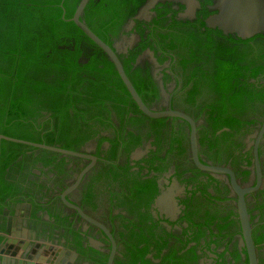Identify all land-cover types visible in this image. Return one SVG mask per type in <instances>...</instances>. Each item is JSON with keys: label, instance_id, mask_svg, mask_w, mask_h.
<instances>
[{"label": "trees", "instance_id": "trees-1", "mask_svg": "<svg viewBox=\"0 0 264 264\" xmlns=\"http://www.w3.org/2000/svg\"><path fill=\"white\" fill-rule=\"evenodd\" d=\"M80 2L0 0V135L77 152L93 141H97L100 148L108 140L101 134L113 129L115 138L109 141L116 146L121 139L129 154L140 146L144 137H153L159 151L168 147L169 155L187 158L190 154L189 124L176 118L151 119L140 111L109 57L70 21ZM145 2L90 0L81 21L114 49V43L127 34L126 26L134 20L140 41L118 56L143 102L153 109L154 104L162 100L159 84L151 75L150 62L137 63L149 50L161 65L171 60L172 72L180 77V88L172 96L173 109H181L197 122L202 121L198 126L201 161L206 164L211 161L214 165L231 161L237 177L247 182L251 171L243 168V164L251 167L253 155L252 149L245 152L246 139L258 129L259 115L264 116V36L234 39L208 29L203 19L211 15L209 6L213 5V0H202L198 20L194 22L181 20L179 15L185 7L179 4V10L175 9L174 3L159 4L149 23L135 20ZM164 74V88L167 89L172 76ZM144 129L149 132L144 134ZM115 148L109 158L112 161H115ZM259 153L262 157L264 151L260 149ZM152 155L151 170L159 176L148 175L144 179L138 173L130 174L131 166L125 164L118 168L120 173L117 171L113 178L123 186L134 185L135 195L144 202L136 211L145 210L144 220L150 222L148 230L153 238L161 228L150 210L160 195V174L167 172L172 160L161 158L158 153ZM67 158L3 140L0 216L8 202H19L30 195V189L24 184L31 176L37 177L36 170L44 175L55 169L63 172ZM157 163L159 166L155 167ZM189 172L193 177L188 183L198 182L200 198L218 203V207L228 200L222 197L220 183L209 173L194 166ZM204 177L209 181L201 180ZM212 186L217 196L209 193ZM223 189L227 195L229 189L226 186ZM260 195L264 196V192L255 199ZM200 198L193 192L190 200L183 201L186 211L182 220L194 229V242L199 243L206 236L209 239L207 248L211 243L221 246L220 237H232V228L240 229L238 221L230 220L237 215L233 208L221 213L218 207L210 204L199 202L194 206ZM206 207L203 214L200 210ZM254 211L260 212V223H263L264 202H257L256 207L249 210L253 225L257 219ZM213 226L218 234H214ZM253 237L260 251L264 246V223L255 227ZM129 242L126 255L129 264H154L146 255L157 240L134 234ZM76 245L77 252L85 260L95 261L94 253L100 256L96 262L106 264L108 256ZM162 247L165 245L159 249ZM185 248L186 244L178 250L170 249L160 264H197L200 257L196 248H190L183 256L178 255ZM160 254L155 258H160ZM231 254L235 262L240 261L241 254L236 246ZM263 260L260 258L261 264ZM115 264L122 263L116 261Z\"/></svg>", "mask_w": 264, "mask_h": 264}, {"label": "flooded vegetation", "instance_id": "flooded-vegetation-1", "mask_svg": "<svg viewBox=\"0 0 264 264\" xmlns=\"http://www.w3.org/2000/svg\"><path fill=\"white\" fill-rule=\"evenodd\" d=\"M197 1L199 2L200 7L196 11V16L193 19H182L179 15L181 20H189L191 22L198 20V13L202 9V0ZM175 5V9L179 10L177 6L179 4L175 3ZM211 6H209V8ZM154 10L152 11L153 14L150 20L144 21L147 23L151 21L156 15ZM185 11L186 9L180 14L185 13ZM215 14L216 12H213L210 16ZM200 18H202V16ZM207 19L203 20L206 22ZM129 26L130 24L126 26L127 34L122 35L120 40H117L114 43V47L118 43L126 44L131 40L132 36L138 35L135 33V25L131 29H129ZM212 30L220 32L227 38L233 37L234 39H239L237 34L225 35L218 29ZM258 35L264 36V33ZM146 61L151 64V75L155 81L158 82L161 92L163 88L167 95L165 96L161 93L162 100L160 103H157V105L154 104L155 106L153 109L157 111H165L168 109L181 111V109H173L172 104V96L174 92L180 88L178 83L180 77L177 73L172 72L171 60H167L161 65L153 54L152 58L146 56L140 64H143ZM164 73L172 76V80L166 85L167 89L164 88ZM193 119L195 120V118ZM258 120V129L246 139L247 147L245 152L252 149V155L254 148L253 146H250L249 143L255 142L253 136L261 129L264 122V116L261 117V115H259ZM201 123V120L198 121L197 126ZM116 125L117 123L115 126ZM148 132V129L143 130L144 134ZM101 135L108 137V140L103 142L100 148H98L99 143L93 141L82 147L81 151H77L95 157L96 162H93L91 159L68 157L66 160L67 166L63 172L55 169L49 175H44L36 170L35 173L37 177L31 176L26 180L27 183L24 184V187L30 189V195L23 197L19 202H8L9 205L4 206L3 214L0 216V264H100L96 262L100 259V256L97 254L95 255L94 253L92 254V257L96 258L95 261L85 260L81 253L77 252L75 247L78 246L76 244H79L86 251L92 248L96 252L108 256L109 259L113 252L111 240L100 228L84 220L77 211L68 208L62 200V196L77 183L79 177L85 170H87V168H90L89 171L84 174L78 187L70 192L66 196V199L79 207L89 217L103 224L110 231L116 243L114 264L116 261H119L122 264H129L128 257H126V255L128 256L127 244L130 243L129 239L134 234L137 236L139 234L145 235L151 239V241L157 240V242L154 243V246L149 248L150 253L146 255V258L152 260L154 264H160L162 261L161 258L163 259L169 253L170 249L175 248L178 250L185 244L186 248L180 251L178 255L183 256V254L190 248H196V253L200 257L197 264H246L248 257L246 249L242 246V231L237 214V197L233 194L225 179L217 178L210 174L214 180L220 183V187L223 190L222 197H227L228 199L226 202L219 203L220 206L218 207V203L215 204L206 201V199L200 198L201 194L197 190L198 182L193 184L188 183L193 177V173L189 171L193 169V166L196 168L191 157V149L187 158H178L175 155L168 154V147L159 151L158 146L155 145L156 140L153 137H144L140 146L135 148L133 152L129 154L125 151L127 147L121 139L116 146H113L109 141L114 140L115 138V131L113 129H109ZM113 147H116L114 153L115 161L109 159L111 158ZM260 149L264 151V137L260 144L259 150ZM153 152L158 153L161 158L172 160V165L167 172L160 174L158 183L160 195L151 206V214L161 228L156 230L152 238V235L149 234L150 231L148 230L150 222L148 223V221L144 220L147 216L145 215V210H141V212L136 211V207L141 206L144 202H140L137 195H135V192L137 191L134 190V185L124 184L123 186L121 181L114 180L113 174H117V171L120 173V170L118 169L120 166L129 164V167L131 166V169H129L130 174L138 173L144 179L148 178V175L149 177L159 176L158 173L151 170L150 162L154 157V155H152ZM259 158L264 180V154L261 157L259 153ZM207 162V164L214 165L211 161ZM252 162L253 165L251 167H248L247 163L243 164V168H248L251 171V175L247 182H242V179L237 177V174L231 165V161L216 166L230 167L235 172L237 180L242 185H248L250 183L256 185L257 176H254V174H256L254 156ZM154 166H159V163ZM45 171H47V169ZM119 179H122L124 182L128 181L127 178L120 177ZM201 180L208 182L209 178L204 177L201 178ZM224 186L229 189L227 195L223 189ZM171 190L172 194L169 196L167 193ZM193 192H196V197L200 198L197 203H194V206H198L199 202L204 203L205 205L210 204L212 207H218L221 210V213L223 212L222 210L230 212L232 208L234 209V213L237 216L232 217L230 220L238 221L240 229L238 230L233 227L231 230L232 237H220V239L222 238L220 242L221 246L211 243L209 248H207L206 244L209 239L205 238L206 236L202 237L199 243L192 240L194 229H190L188 222L182 220V217L184 211H186V206L183 201L190 200ZM260 192H264V182L259 191L246 197L248 210L254 209L257 202H264V196L262 195H260L257 200L255 199L256 195ZM209 193L217 196L216 190L213 186L209 188ZM163 194H167V198L165 201L158 204V199L163 196ZM38 206L40 208H38ZM200 211L204 214V212L207 211V207L201 208ZM212 212L214 213V211ZM259 213V211H254L253 213V215H257L255 225H253L251 217L253 231L255 227L264 223H260L261 218ZM221 215L224 216L226 213ZM145 222H147L146 226L144 225ZM213 229L215 230L214 234H218L215 226H213ZM185 230H187V233H185ZM169 234L173 236H169ZM223 234L225 235L227 233L224 232ZM159 236L160 238H164L162 239L163 241H160ZM212 239L215 240L216 238ZM164 245L165 247L159 249L160 246ZM235 246L241 254L239 262H235L231 254ZM160 252V258H155L156 254H159ZM221 255H224V257H221ZM257 257L258 264H261L260 258L264 259V246L260 251L257 248ZM108 259L106 264H108Z\"/></svg>", "mask_w": 264, "mask_h": 264}, {"label": "water", "instance_id": "water-1", "mask_svg": "<svg viewBox=\"0 0 264 264\" xmlns=\"http://www.w3.org/2000/svg\"><path fill=\"white\" fill-rule=\"evenodd\" d=\"M90 0H81L79 6L73 18L70 20L76 24V26L90 39L92 40L110 59L114 64L116 71L118 72L123 84L129 92L132 100L136 103L140 111L151 119L162 118H176L187 122L190 125V149L191 157L196 168L202 172L209 173L214 177L225 179L230 186L232 192L237 197V214L241 225L242 231V246L246 249L249 264H258L257 248L253 239V227L251 225V216L249 214L246 197L259 191L263 185V174L259 158V147L264 137V122L261 129L253 136L255 142H250L249 145L253 146L254 156V176H257L256 185L250 183L248 185H242L235 175V172L230 167L216 166L212 164H204L200 160L199 155V140H198V126L197 122L182 111L168 109L165 111H157L150 109L142 100L138 94L136 88L132 84L131 80L127 76L121 60L118 57L119 53H127L128 48H132L140 41L138 35L132 36L126 44H116L114 49L102 41L87 25L81 21V17L84 13L86 6ZM165 3H177L185 7L186 11L180 14L182 19H193L196 16V11L200 7L197 0H146L144 5L139 9L135 20H150L152 11L159 5ZM210 12H216L215 15L210 16L206 20V27L208 29H218L225 35L237 34V36L243 40L250 39L258 34L264 33V0H214L213 6L209 8ZM135 25L134 21L130 22L129 29ZM146 56L153 57V53L147 50L142 57L139 58L138 64H140ZM162 93L166 95L165 90L162 88ZM9 141L13 143L23 144L36 149H42L48 152L60 154L65 157H76L83 159H91L96 162L95 157L88 156L86 154L75 152L71 150L62 149L59 147L49 146L46 144L33 143L25 140L14 139L4 135H0V153L1 142ZM141 155V154H140ZM87 168L79 177L77 183L71 187L62 196L64 204L75 211L87 222L100 228L105 235L111 240L113 245V252L111 253L108 264H114V258L116 254V243L110 231L101 223L97 222L93 218L85 214L79 207L72 204L66 199V196L78 187L84 174L89 171ZM169 196L172 194V190L167 193ZM167 194H163L158 199V204L163 202L167 198Z\"/></svg>", "mask_w": 264, "mask_h": 264}, {"label": "crops", "instance_id": "crops-1", "mask_svg": "<svg viewBox=\"0 0 264 264\" xmlns=\"http://www.w3.org/2000/svg\"><path fill=\"white\" fill-rule=\"evenodd\" d=\"M1 258V257H0Z\"/></svg>", "mask_w": 264, "mask_h": 264}]
</instances>
